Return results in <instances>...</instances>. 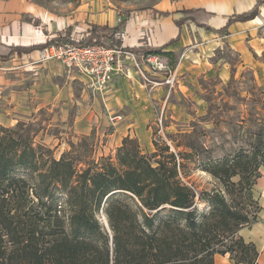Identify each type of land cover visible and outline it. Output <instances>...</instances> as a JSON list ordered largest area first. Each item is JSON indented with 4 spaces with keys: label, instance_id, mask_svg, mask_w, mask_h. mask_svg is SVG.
Returning a JSON list of instances; mask_svg holds the SVG:
<instances>
[{
    "label": "rangeland",
    "instance_id": "374dc122",
    "mask_svg": "<svg viewBox=\"0 0 264 264\" xmlns=\"http://www.w3.org/2000/svg\"><path fill=\"white\" fill-rule=\"evenodd\" d=\"M184 1L0 0V3L14 6L4 13L9 24L17 22L16 10L19 3H24L42 14L48 13L51 21L47 25L56 22L62 26L60 31L50 34L65 36L68 26H72L69 37L73 40L83 38L92 25L112 28L124 12L130 13L129 21L142 16L141 24L146 25L136 21L128 28L129 41L134 42L130 46L139 48L151 46L158 31L168 32L175 26L174 18L182 15L174 12L183 7ZM154 11L178 16L161 18ZM4 16L0 17L3 29ZM257 16L255 37L263 48L253 53L254 62H242L224 44L204 47L201 62H194L198 48L192 46L196 43H175L173 49H168L173 59L164 58L163 69L138 59L98 91L88 89L83 78L68 75L61 62L39 63V57L25 63L17 59L0 62V126L14 128L17 123L24 128L30 126L35 133L34 143L50 150L55 159L71 150L72 144L84 141L86 147L92 148L88 153L90 159L111 158L114 163L122 140L133 139L143 154L157 152L159 159L174 155L179 179L198 192L195 201L198 222L209 212L206 196L213 193L221 194L229 206L249 212V218L255 212L257 217L260 211H256L259 201L255 184L264 176L261 165L258 168L254 163L249 165L247 176H250L249 184L253 183L250 196L224 186L208 172L213 164H221L225 159L229 164L248 151L255 135L264 136V41L261 40L264 39V3ZM44 27L43 24L42 35L48 38ZM183 28L193 38L194 26ZM125 29L123 26L119 30L127 38ZM100 32L98 44L110 45V33ZM253 37L248 36L247 40ZM32 62L39 67L33 69ZM230 181L238 183L239 176ZM100 220L106 225L104 216ZM228 241L229 238L225 240Z\"/></svg>",
    "mask_w": 264,
    "mask_h": 264
},
{
    "label": "trees",
    "instance_id": "16d2710c",
    "mask_svg": "<svg viewBox=\"0 0 264 264\" xmlns=\"http://www.w3.org/2000/svg\"><path fill=\"white\" fill-rule=\"evenodd\" d=\"M262 3L258 0L247 12L233 14L218 30L208 26L214 14L202 8L175 11L182 17L174 25L180 29L192 23L222 34L232 23L253 20ZM129 15L124 12L112 28L92 25L77 41L69 37L71 28L65 36L30 46L0 41V60L64 42L99 43L100 31L109 32L112 40ZM21 21L37 23L29 14H22ZM178 40L179 35L161 47L127 49L138 57L171 61L173 55L165 49ZM34 134L21 123L0 126V264H213L215 254H228L232 264H255V246L237 232L256 221V212L249 218V212L213 193L206 196L209 212L198 222V192L179 179L173 154L161 159L157 152L146 155L135 140L124 138L114 163L111 158L90 159L92 148L84 141L55 159L34 143ZM255 137L248 151L208 171L224 186L249 196V165L264 168V136ZM235 176L238 183L230 181Z\"/></svg>",
    "mask_w": 264,
    "mask_h": 264
},
{
    "label": "crops",
    "instance_id": "0c3cea01",
    "mask_svg": "<svg viewBox=\"0 0 264 264\" xmlns=\"http://www.w3.org/2000/svg\"><path fill=\"white\" fill-rule=\"evenodd\" d=\"M258 0H185L183 2V7L178 8V10L183 9H195V8H202L208 12H211L214 14L212 18L208 21V26L211 27L213 30L221 29L227 19L232 16L233 14H242L244 12H247L250 10L257 2ZM10 4V3H7ZM5 3H0V17L4 16L5 11L8 9H13L14 6L7 5ZM17 8V4L15 6ZM17 11V22L16 23H10L9 24V18L4 16V29L0 26V41L8 44V45H18V46H30L37 43H44L47 39H51V37H56L53 33L54 31H60L62 26H57V23L54 22L48 23L47 21L51 19L48 13L42 14L40 10H38L34 6H26L24 3H19ZM22 14H29L33 17L34 20H37V23H25L21 21V15ZM178 16V14H175ZM173 14V16L175 17ZM261 15V13H260ZM259 15V16H260ZM259 16L255 17L253 20L246 21V22H235L227 26L226 31L222 34H219L214 31H208L203 27H197L194 24H184L181 26V28L172 27V29L167 30L162 29L158 31L155 34L154 42L150 45L151 46H137L139 48L143 47H161L171 39L176 38L179 35V40L175 43H183L186 44L188 42H194L196 43L193 45V48L195 49L196 57H193L194 62H201L200 55L204 53V47L208 48L209 46L214 47L213 45H222L224 44L225 48L229 50L232 53H235L239 59L242 62H254L253 60V53H259L261 49L263 48L262 45L258 44L256 35V28L258 27L259 23ZM172 17V16H171ZM180 17V15L178 16ZM174 18V19H178ZM132 18V17H131ZM142 18V16H141ZM141 18L138 19L136 17L133 19H129L124 24V28H126V33L128 34L126 38V42L124 43L127 48H133V46H130L131 43H134L133 41L130 43L129 39V31L128 28L132 25V23L141 24ZM162 18V17H161ZM170 18V17H167ZM167 18H163L166 20ZM144 22V21H143ZM148 22H153L148 19ZM45 25L44 30L48 33L47 36L42 35L43 31L42 25ZM142 25V24H141ZM146 24H143L144 26ZM185 25H193L196 31L193 34V38H189L187 35V30H184L183 26ZM55 26V27H54ZM106 26V25H104ZM158 26V25H156ZM114 27V26H113ZM71 28V32L73 31L72 26H68V31ZM3 30V31H2ZM71 32H69L71 34ZM248 36H254L250 41L247 40ZM52 37V38H53ZM256 38V42L254 41ZM262 41H264L263 38H261ZM255 42V43H253ZM130 43V44H129ZM173 43V44H175ZM172 44V45H173ZM172 45L167 47L165 49L166 51H169L171 48L173 49ZM169 49V50H168ZM188 55V54H187ZM191 53L189 54V56ZM35 57H38V50L33 51L29 54H22L20 56L14 55L6 60H0L2 63H8L10 61L15 62V59L18 61H23L22 63H25V61L28 62L30 59H35ZM197 58V60L195 59ZM27 59V60H26ZM38 60V58H37ZM51 62V61H50ZM182 62V60L180 61ZM38 63H31L30 66L33 67V69H37L33 66L37 65ZM131 63H128L130 65ZM25 65V64H24ZM5 68V67H4ZM8 69V68H6ZM255 193H257L259 206H260V212L258 213L256 217V221L253 222L248 227H243L238 231V235L242 237V239L246 243H252L255 246V249L257 251V258L255 261V264H264V176L262 178H258L257 182L255 184ZM213 264H232L231 260L229 258V255H219L215 254L213 258Z\"/></svg>",
    "mask_w": 264,
    "mask_h": 264
},
{
    "label": "built area",
    "instance_id": "2783aa9c",
    "mask_svg": "<svg viewBox=\"0 0 264 264\" xmlns=\"http://www.w3.org/2000/svg\"><path fill=\"white\" fill-rule=\"evenodd\" d=\"M125 40V32L118 30L112 35L113 46L98 43L81 46L71 42L51 45L38 51V62H61L68 75L83 78L86 87L92 91L105 89L111 77L123 73L128 63L135 65L138 59L154 68L165 67L163 63L166 59L158 56L138 57L127 49Z\"/></svg>",
    "mask_w": 264,
    "mask_h": 264
}]
</instances>
